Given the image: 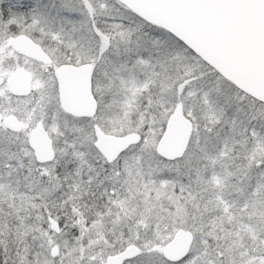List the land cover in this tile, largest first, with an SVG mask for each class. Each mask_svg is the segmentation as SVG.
Segmentation results:
<instances>
[{"label": "snow or ice", "instance_id": "1", "mask_svg": "<svg viewBox=\"0 0 264 264\" xmlns=\"http://www.w3.org/2000/svg\"><path fill=\"white\" fill-rule=\"evenodd\" d=\"M0 264H264V0H0Z\"/></svg>", "mask_w": 264, "mask_h": 264}]
</instances>
